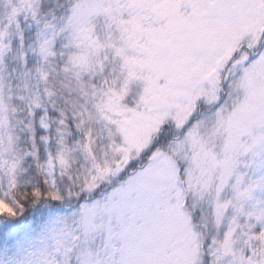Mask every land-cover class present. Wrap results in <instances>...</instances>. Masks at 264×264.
Segmentation results:
<instances>
[{"label":"snow or ice","instance_id":"6c2138e0","mask_svg":"<svg viewBox=\"0 0 264 264\" xmlns=\"http://www.w3.org/2000/svg\"><path fill=\"white\" fill-rule=\"evenodd\" d=\"M0 264H264V0H0Z\"/></svg>","mask_w":264,"mask_h":264}]
</instances>
